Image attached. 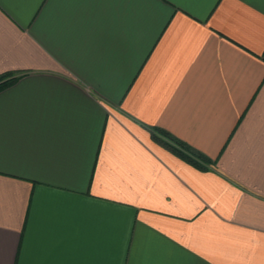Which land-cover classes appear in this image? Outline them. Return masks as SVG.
Instances as JSON below:
<instances>
[{
    "label": "crops",
    "instance_id": "obj_1",
    "mask_svg": "<svg viewBox=\"0 0 264 264\" xmlns=\"http://www.w3.org/2000/svg\"><path fill=\"white\" fill-rule=\"evenodd\" d=\"M4 73L0 264H264V0H0Z\"/></svg>",
    "mask_w": 264,
    "mask_h": 264
},
{
    "label": "trees",
    "instance_id": "obj_2",
    "mask_svg": "<svg viewBox=\"0 0 264 264\" xmlns=\"http://www.w3.org/2000/svg\"><path fill=\"white\" fill-rule=\"evenodd\" d=\"M7 76V73L0 75V90L9 84L8 80H5ZM151 130L156 141L171 150L176 155L184 158L189 163L202 169H206L207 165L211 163L214 164V160L212 158L188 143L180 140L170 132L159 127H153Z\"/></svg>",
    "mask_w": 264,
    "mask_h": 264
}]
</instances>
